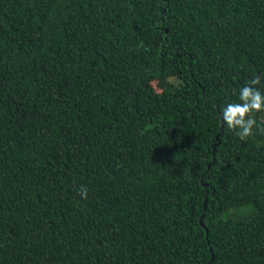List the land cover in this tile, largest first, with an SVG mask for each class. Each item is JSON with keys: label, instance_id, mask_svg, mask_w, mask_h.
<instances>
[{"label": "trees", "instance_id": "obj_1", "mask_svg": "<svg viewBox=\"0 0 264 264\" xmlns=\"http://www.w3.org/2000/svg\"><path fill=\"white\" fill-rule=\"evenodd\" d=\"M257 76L264 0H0V264H264Z\"/></svg>", "mask_w": 264, "mask_h": 264}, {"label": "clouds", "instance_id": "obj_2", "mask_svg": "<svg viewBox=\"0 0 264 264\" xmlns=\"http://www.w3.org/2000/svg\"><path fill=\"white\" fill-rule=\"evenodd\" d=\"M259 83L260 78L257 76L239 89L238 102H228L221 109L222 123L228 129L236 130L241 141L253 135L257 121L251 118L252 114L264 111V92L255 87ZM79 194L82 198L87 199L86 188H82Z\"/></svg>", "mask_w": 264, "mask_h": 264}, {"label": "rangeland", "instance_id": "obj_3", "mask_svg": "<svg viewBox=\"0 0 264 264\" xmlns=\"http://www.w3.org/2000/svg\"><path fill=\"white\" fill-rule=\"evenodd\" d=\"M252 211L251 207L249 206H246V207H241V208H233L231 210V213L233 214H239V215H243V214H246V213H250Z\"/></svg>", "mask_w": 264, "mask_h": 264}]
</instances>
